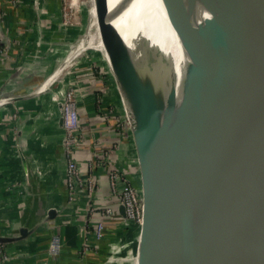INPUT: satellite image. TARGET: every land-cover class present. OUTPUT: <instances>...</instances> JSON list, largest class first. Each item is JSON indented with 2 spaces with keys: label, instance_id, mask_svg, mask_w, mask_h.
Listing matches in <instances>:
<instances>
[{
  "label": "water",
  "instance_id": "1",
  "mask_svg": "<svg viewBox=\"0 0 264 264\" xmlns=\"http://www.w3.org/2000/svg\"><path fill=\"white\" fill-rule=\"evenodd\" d=\"M104 2L157 178L149 190L144 129L130 122L143 202L137 264H264V180L239 175L228 114L234 102L264 137V0H168L173 50L146 32L153 0ZM112 73L124 111L123 83ZM15 239L0 235V244Z\"/></svg>",
  "mask_w": 264,
  "mask_h": 264
},
{
  "label": "crops",
  "instance_id": "2",
  "mask_svg": "<svg viewBox=\"0 0 264 264\" xmlns=\"http://www.w3.org/2000/svg\"><path fill=\"white\" fill-rule=\"evenodd\" d=\"M41 5L48 13L37 10L33 0H0V235L16 238L2 244L8 256L3 264H104L111 244L126 233L108 173L122 170L134 186L140 183L138 162L127 157L133 138L117 123V108L112 107L113 98L94 60L81 59L62 74L54 88L49 78L43 77L41 83L27 81L32 78L28 63L45 48L40 37L55 27L46 17L57 7V0H43ZM100 26L103 33V22ZM93 43L89 45L97 50ZM68 90H72L70 99L82 128L73 157L81 172L95 162L96 188L91 200L81 192L70 201L65 186L64 131L58 121ZM129 107L125 108L126 122H136ZM52 209L55 214L50 218ZM98 223L102 225L100 238L94 233ZM54 237L60 250L49 255Z\"/></svg>",
  "mask_w": 264,
  "mask_h": 264
},
{
  "label": "rangeland",
  "instance_id": "3",
  "mask_svg": "<svg viewBox=\"0 0 264 264\" xmlns=\"http://www.w3.org/2000/svg\"><path fill=\"white\" fill-rule=\"evenodd\" d=\"M42 1L43 0H39V4L35 5V8L39 11L42 10L46 14L48 13V10H46L45 6L42 7ZM71 1L72 0H57L58 5L54 10H52L53 13L50 11L51 13L47 14L48 16L46 17V19L49 22H53L55 27H53V25L52 27L50 26L51 28H49L48 31L46 30V33L42 34L43 37H40L42 38L40 42L45 44V48L41 51L39 50L35 54L34 59H32L30 63H28L27 67H30L28 71L29 76H32V78L27 81L32 84L37 81L41 83L40 80L43 77H45V79L49 78L47 82L52 83V85H54V88L62 77V74L72 68V66H74L81 59L84 58L86 59V61L94 60L93 65L96 64L94 67H96L97 69L100 68V72L102 73V76L104 78L103 80L107 83L108 91L110 92L109 94L113 98L112 107L117 108V113L119 114L117 123L120 125V128L122 130H126L127 133L131 132V127L125 119V110L123 111L122 109L123 104L121 102V98L119 96L115 82L113 83L114 77L112 70L107 62L108 58L110 62L112 61L108 48L112 47L113 45H117L116 39L119 40L115 32V27L112 25L111 20H109L108 18L109 11L106 10V13L104 11L102 16L100 15L98 24L95 23L89 30L91 32V37L83 52L75 60L72 61L71 65L68 68H62L66 64L68 56L72 54V52H75V49L77 48V45L81 39L80 37L83 34H86V32L88 31V24L90 20V0H75V6L71 4ZM102 22L103 26L105 27L103 29V33H100L99 27H101L100 24H102ZM90 43H93V45H97V50L93 49L91 47L92 44L89 45ZM93 65L91 63L90 65H88V67L92 68ZM58 67L59 70L61 68L62 70H56V68ZM55 70L56 74L54 72ZM115 75L117 76L116 73ZM122 89L124 90V88H121V92ZM22 92L18 94V96L27 95L28 93H30L29 91L24 93ZM68 92L71 93L72 96V90H68ZM123 99L125 100L127 107V105H129L128 101L124 97ZM129 108L131 109V107ZM132 125L134 124L132 123ZM131 152L132 153L128 152L127 154L129 156V160L133 158L135 162H138V151L134 144ZM151 161H153L152 157L150 163ZM141 230L142 225L139 224L138 226H133L132 228L127 230L124 235H120L118 241H115L113 243V246L109 247V253L104 264H137L136 258L139 248L141 247Z\"/></svg>",
  "mask_w": 264,
  "mask_h": 264
},
{
  "label": "bare ground",
  "instance_id": "4",
  "mask_svg": "<svg viewBox=\"0 0 264 264\" xmlns=\"http://www.w3.org/2000/svg\"><path fill=\"white\" fill-rule=\"evenodd\" d=\"M167 2L168 0H153L151 9L149 8L146 13V32L154 39L156 46L160 48L165 47L168 48V50H173V48L176 47V42L174 39V35H172L171 28L166 23L165 8ZM71 4L75 6V0H72ZM89 9L90 20L88 24V31L86 32V34H83L80 37L81 39L77 45V48L75 49V52H72V54L68 56L66 64L62 67L63 69L68 68L71 65L72 61L75 60L83 52L91 37V32L89 30L95 23L98 24L100 15L102 16L104 11L105 13L106 10L109 11L105 5L104 0H90ZM108 18L112 22L110 12L108 14ZM260 40L261 43L259 44V53L263 58L264 28ZM108 50L110 52V58L112 60V63L116 67L122 83H124V89L127 92L126 95L128 97L133 116L136 120V126L139 128L140 132L144 129L143 133L145 137L143 138L147 146V154L151 160L152 154L149 138L147 135L146 120L144 118L134 85L132 83V80L130 79V76L128 75V70L124 63L121 50L118 45H113L112 47L108 48ZM62 68L60 70H62ZM56 70L60 71L59 67L56 68ZM56 70L54 71L55 74ZM128 78L130 79V83H127ZM228 114L234 148V159L239 175L243 179H245L249 173H253L259 181L264 180V137L260 134V132L254 127V125L248 120V118L242 113V111L234 102H230ZM154 170V161H151V163L149 161L146 169L147 185L149 187V190L151 189V186L155 184V182L157 183V178L154 174ZM255 188L257 189L256 186Z\"/></svg>",
  "mask_w": 264,
  "mask_h": 264
},
{
  "label": "built area",
  "instance_id": "5",
  "mask_svg": "<svg viewBox=\"0 0 264 264\" xmlns=\"http://www.w3.org/2000/svg\"><path fill=\"white\" fill-rule=\"evenodd\" d=\"M39 4V0H35V5ZM71 93H67L60 106V117L62 118V128L64 131L63 149L66 159L65 186L70 201L76 200L78 194L84 192L91 200L96 188V179L94 174V161L89 163L86 172H81L73 157L75 147L81 141V124L78 114L75 110V104L71 102ZM129 159V156H127ZM109 186L112 196L115 197L119 204L124 207L125 217L123 219L124 227L127 230L133 226L142 223V196L139 187L132 184L127 173L122 170L113 169L108 173ZM97 238L101 237L102 225L98 223L94 228ZM118 241V239H117ZM113 246V244H111ZM60 250L58 238L54 237L49 244V255H57ZM8 259L7 253L2 249L0 244V264ZM37 264H52L50 262H40Z\"/></svg>",
  "mask_w": 264,
  "mask_h": 264
},
{
  "label": "trees",
  "instance_id": "6",
  "mask_svg": "<svg viewBox=\"0 0 264 264\" xmlns=\"http://www.w3.org/2000/svg\"><path fill=\"white\" fill-rule=\"evenodd\" d=\"M113 83H114V81H113Z\"/></svg>",
  "mask_w": 264,
  "mask_h": 264
}]
</instances>
